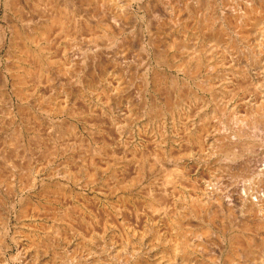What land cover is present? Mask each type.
<instances>
[{
    "label": "rangeland",
    "instance_id": "obj_1",
    "mask_svg": "<svg viewBox=\"0 0 264 264\" xmlns=\"http://www.w3.org/2000/svg\"><path fill=\"white\" fill-rule=\"evenodd\" d=\"M37 1L30 0L32 5L29 4L30 17L34 19L45 8L43 2L46 4V0ZM189 2L191 8L202 12H205L203 8L209 7L210 13L218 19L234 17L233 11L226 7L228 0H202L199 4ZM252 2L256 0H237L236 7L250 8ZM144 3L151 4L152 12L143 8ZM118 4L123 24L119 31L113 29L114 32H109L108 37L103 38V29L95 27L94 31L85 32L82 40L80 36L78 40H68L64 34H58L52 47L44 43L45 49L49 50L48 57L57 63L50 65L48 74L40 78L35 71L36 79H30V92L26 99L17 98L12 84L5 88L0 79V264H53L52 254L44 255V239L50 231L57 229L61 232L57 241L64 250L80 251L83 243L91 241L93 249L87 257L89 260L115 253L126 259L143 257L156 261L157 248L153 235L158 230L161 235L170 236L169 216L160 218L150 202L163 183L165 174L173 173L176 153L188 156L186 166L199 186L218 181L219 184L222 182L220 185L226 191L246 186L256 193L254 199L264 195V183L251 173L244 177L239 171L228 169L233 162L227 161L218 152L220 144H232L230 138L239 130L229 117L238 114L251 118L256 109L264 104V68L249 76L248 80L256 84L254 89L232 96L228 94L215 102L210 94L203 93L202 99L192 106L183 107L174 114L154 115L149 110L153 106L152 94L164 106L168 88L166 85V90L158 86L157 90H163L156 94L153 85H146L155 63L149 61L142 47V32L148 27L155 31L158 25L165 23L170 27L169 36H173L176 32L171 20L188 21L190 27H195V24L189 13L178 8L174 0H118ZM47 12L51 13L48 9L44 16H48ZM1 15L0 35L7 33V38L0 43V75L10 77L14 53L9 48L10 31H6L8 25L4 20L5 15L8 17L10 13L2 10ZM67 32L77 35L73 22ZM94 34L100 38L98 49L108 54L111 61L114 55L121 58V63L117 65L106 59L102 62L103 67L111 64L107 85L103 86V89L110 90L111 99L103 89L85 98L77 94L82 85L79 83L80 67L76 58L81 57V53L88 58L94 55ZM123 45H129V49L121 53ZM216 53L223 61L221 70L228 73L229 81L216 79L213 82L219 90L232 91L238 78L233 77L230 69L238 65V57L225 54L222 49H217ZM83 67L87 69L81 76L93 71L89 63ZM98 68L96 71L100 72ZM5 95H9L10 100ZM207 116L213 129L204 143H195L188 137L186 128L195 130ZM263 132L262 128L250 129L248 137L234 141L237 143L233 145V153L236 152L238 158L233 164L263 162ZM65 169L76 176L74 182L64 177ZM87 173L93 176L89 177ZM119 180L125 181L127 186L118 189ZM56 188L60 189V193ZM194 195L196 192L187 187L184 192L171 194L170 204H181L184 198L196 197ZM30 202H34L36 207L24 217L21 212ZM70 212L75 219L71 222L72 228L77 234L64 220L65 213ZM220 219L221 222L226 220L228 230L242 231L239 214L237 222H229L223 214ZM206 221V215L195 220L194 230L207 226ZM250 235L258 242L264 231L252 225ZM203 242L208 254L225 260L230 248L228 240L220 246L221 249L215 235ZM202 257L199 255V258Z\"/></svg>",
    "mask_w": 264,
    "mask_h": 264
},
{
    "label": "bare ground",
    "instance_id": "obj_2",
    "mask_svg": "<svg viewBox=\"0 0 264 264\" xmlns=\"http://www.w3.org/2000/svg\"><path fill=\"white\" fill-rule=\"evenodd\" d=\"M189 1L196 2L197 4L202 2V0H174V3L178 8L181 7V10L183 8L189 13V17L193 19L195 27H190L188 21L175 19L171 20L172 27L174 28L172 29L176 32L173 36H169L170 27L165 25V23L158 25L155 31L148 27L142 32L143 35L140 39V41L143 42L142 47L147 53L149 61L155 63L152 74L147 77L146 85H153L156 94L159 93V90H163L161 88L157 90L158 86L165 89L164 85H166L168 88L164 106L159 103L158 97L152 94L153 106H150L149 110L154 115H163L167 112L174 114L183 107L198 102L202 99L201 95L203 93L210 94L215 102L228 94L232 96L239 94L241 91L246 92L250 89H254L256 84L248 80L249 76L252 72H257L264 68V0H256V2L250 4V8L245 9L236 7L237 0H228L229 2L226 4V7L234 13V17L229 20L218 19L210 13L209 7H201L205 12L200 11V9L191 8ZM204 1L211 2V0ZM29 4L30 0H0V15L2 10H5L6 13H10L8 17L5 15L4 20H7L8 25L6 31L7 29L10 31L9 48L14 53V62L12 61L13 67L9 70L10 77L0 75V79H2L1 81L4 83L5 88L11 83L14 95L22 100L26 99L25 97L28 96L30 92L29 82L30 79L36 77L34 76L35 71H38L39 74L37 76L40 78L48 74V67L50 65L57 63L48 57L47 51L49 52V50L45 49L44 43L52 47L54 43L53 40H55L54 38L58 34H64V37L68 40H78L79 36L82 40L84 37L83 35H85L84 33L94 31L95 27L103 29L104 34L102 37L106 38L109 32L112 33L113 29L119 31L123 24L122 14L119 13L120 8L118 0H46V4L43 2L45 8H42V13L38 12V14H40L35 19L32 16L30 17L31 11L29 9ZM172 5H174L173 2ZM143 6L149 13L152 12L153 7L151 4L144 3ZM48 9L51 13L48 14L47 12L48 16H44V12ZM70 10H72V12ZM120 21L121 23H119ZM193 21H191V23ZM72 22L74 23V30L77 32L75 36L67 32ZM6 38L7 33L1 34L0 43H4ZM99 39V36L96 34L92 35V40H94L93 56L88 58L81 53V57L76 58V64L80 67L78 70L80 74L79 83L82 85V90H79L77 94L81 98H85L88 94H92L93 92L98 93L103 89L104 85H107L106 80L107 76L110 75L109 70L111 64L103 67L102 62L104 59L111 61V57L98 49L97 41ZM133 43L131 45H133ZM124 49L128 50L129 45L121 46L120 52L123 53L127 51ZM217 49L224 50V53L230 56L234 55L238 57V65H234V67L230 69L233 77L236 76L238 78L236 86H234L232 91L219 90L216 88L215 82H213L216 79L229 81V75L226 76L228 73L221 70L223 61L218 57L216 53ZM114 56L115 57H113L110 63L115 65L118 63L120 64L121 58L117 55ZM87 63L92 65L93 71L81 76L87 69L83 67V65ZM62 67L64 66L62 65ZM241 67L243 69H241ZM96 68H98L100 72H97ZM218 70H221L220 73L217 72ZM107 88L109 87L107 86ZM103 91L111 99V95L109 94L110 90L103 89ZM6 97L10 100L9 95H5V98ZM43 103L44 102H42V104ZM222 112H224V110ZM229 120L231 123H235L239 126V130H236L234 133L232 132L233 136L230 138L232 144L223 145L222 142H224V140H216V142L222 143L220 144L218 152L223 155L224 159L234 163L238 158L236 152L233 153V145L237 143L234 141H241V139L248 137L247 132H249L250 129L256 130L257 128H262L264 130V104L256 109L251 118L246 119L238 116V114H232ZM209 121L210 118L207 116L195 130L186 128L190 140L199 144L204 143L203 141H206L213 129ZM16 141L17 138L14 139V142ZM175 152L173 151L174 154ZM214 155L216 154L214 153ZM138 156L139 155H137V157ZM174 156L173 173H171V175L165 174L163 183L160 184V187L155 191L153 199H151L150 202L151 208L161 216H159L160 218L169 216L170 236H163L158 230H156L153 235V242L156 243L157 248L158 259L156 261L151 262L143 257L138 259L134 258L135 260L126 259L125 257H118L115 253L89 260L87 257L93 249L91 241L83 243L80 251L78 249L64 250L57 241L61 238V232H59L58 229L50 231L48 236L44 239V255L52 254L53 264H263L264 236L256 242L250 233L252 225H256L258 229L264 231V195L254 199L253 197L256 193L246 186H242L243 188L241 189L235 187L226 191V189H223L220 185L222 182L219 184L218 181L199 186L197 182L193 180V176H191L189 170L190 168L186 166L185 160L187 155L176 153ZM232 164L228 169L237 170L239 174L244 177H247L251 173L253 176L255 175L261 183H264V160L261 163L256 162V164L250 165ZM63 175L68 181H75L76 176L67 169L64 170ZM87 175L89 177L93 176L91 173H87ZM158 180L160 181L161 179L159 178ZM242 184L243 183H241V185ZM126 186L125 181L119 180L118 189L122 187L125 188ZM187 187L193 192H196V195H194L196 197L184 198L185 200L182 201L181 204L173 202V204H170V195H174L177 191L184 192ZM56 191L59 192L60 189L56 188ZM96 205L94 206L95 209H97ZM35 207L36 204L30 202L28 206L22 210V216L25 217L29 215L30 211H33ZM222 214L226 215L231 223L233 221L237 222L239 214L242 221V225H240L242 231L238 232V230L234 228L228 230V225L225 223L226 220L221 222L222 219L220 218H222ZM203 215H206L207 226L195 231L193 222ZM64 217V220L69 222L71 230L77 234L71 224L74 219L73 213H65ZM108 219L110 220V218ZM252 220L255 221L251 225L250 223H252ZM164 223L167 224L166 222ZM214 235L219 242V249H221L220 246L223 245L224 241L228 240L230 243V248L224 261L221 257L212 256L207 253L203 240ZM199 255L203 257L199 258Z\"/></svg>",
    "mask_w": 264,
    "mask_h": 264
}]
</instances>
